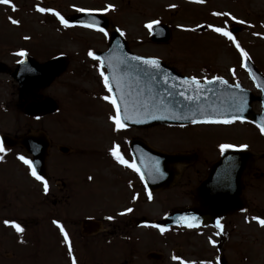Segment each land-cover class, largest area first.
Masks as SVG:
<instances>
[{
  "label": "rangeland",
  "instance_id": "rangeland-1",
  "mask_svg": "<svg viewBox=\"0 0 264 264\" xmlns=\"http://www.w3.org/2000/svg\"><path fill=\"white\" fill-rule=\"evenodd\" d=\"M10 3L15 11L0 5V64L13 70L20 59L17 53L23 52L38 63L62 55L66 58V68L48 87L38 91L42 97L54 100L58 111L37 120L29 119L21 107L16 106L18 86L9 74L0 73V131L9 136L27 131L46 135L51 145L48 171L54 191L64 182L66 190L83 192L71 199L75 212L84 209L83 199L87 206L104 207L111 205L107 198L114 201L109 197L113 191L145 192L138 187L136 174L132 179L129 168L118 164L112 156L105 160L104 150L112 149L115 143L121 145L125 136H139L156 150L186 151L196 156L189 167L179 168V176L168 189L148 193L147 203L138 201L139 209L133 214L135 219L143 216L159 219L171 209L189 205L192 190L204 179L210 164L217 160L221 145H228L227 148L237 145L254 153H264V139L253 126L243 122L199 124L183 129L157 126L142 131H114L115 125L109 117L115 113L111 104L102 99L108 96V91L103 87L101 70L86 59L84 53L87 49L105 46L106 36L77 26L64 27L52 15L55 12L63 18L77 13V8L81 9L79 12L103 13L110 28L124 34L133 52L157 58L197 80L222 77L251 90L253 85L241 64L244 57L249 56L264 75V0H208L203 4L186 0H10ZM37 7L45 11L37 12ZM11 19L18 23L13 25ZM153 22L169 29L167 43L149 41L150 28L145 25ZM233 26L241 29L232 37L235 44L212 31L215 27L228 32ZM59 147L68 148V152L60 153ZM119 155L125 161L132 160L121 152ZM255 164L259 172L244 181L246 197L264 199V178L259 177L260 173L264 174V159H257ZM22 165L11 163L9 159L5 165H0V184L17 178L26 180ZM51 201L52 198L46 201L40 193L11 188L7 196L0 195V208L7 207L8 212H13L26 224L32 219L30 234L43 235L51 229ZM258 205L264 206V201L260 199ZM55 212H58L56 207ZM241 217L232 216L224 221H229V233L225 232L222 241L217 238L215 228L171 229L166 233L135 228L131 248L98 242L81 247L69 260L63 254L67 249L62 248L59 240L51 241L56 237L49 234L51 238L48 235V239L29 238L25 244L3 243L0 264H72L73 260L76 264H217L220 257L215 247L217 243L227 264H264L263 226L245 224ZM73 221L77 225L81 223L79 217ZM150 253L160 258L150 259Z\"/></svg>",
  "mask_w": 264,
  "mask_h": 264
},
{
  "label": "water",
  "instance_id": "water-1",
  "mask_svg": "<svg viewBox=\"0 0 264 264\" xmlns=\"http://www.w3.org/2000/svg\"><path fill=\"white\" fill-rule=\"evenodd\" d=\"M202 1V0H200ZM70 23L89 24L94 27H107V21L102 16L81 14L65 19ZM163 29V34H160ZM169 33L165 27L155 24L152 28L151 41L165 43ZM109 49L100 56L101 64L107 70L106 77L110 86V95L117 102L119 116L123 117L127 110L129 119H121L126 127L142 129L153 125L184 126L203 123L204 121L223 119H244L255 123L259 129L264 127V77L253 67L249 60L244 64L245 70L255 87L261 91V96H254L239 84L230 85L223 79H214L192 84L190 78L177 74L173 69L157 61L158 68L153 69L140 63V60H153L131 54L126 49V43L121 35L114 31L110 34ZM138 57L133 61L130 57ZM109 64L112 68L109 69ZM64 70L63 57L54 58L44 64H38L28 57L17 65L12 77L18 83L19 92L26 98L24 112L28 115L42 116L56 111V103L50 98L39 102L28 101L30 96L44 88ZM115 78L116 83L113 82ZM220 81H223L221 83ZM120 91H117V84ZM190 96L191 100L185 99ZM124 100V103H120ZM261 104L260 114L251 110L253 102ZM243 110H239L240 103ZM152 116L163 117L153 119ZM139 121V122H134ZM6 140V139H5ZM23 148L32 155V168L38 175H45L44 159L46 157L47 141L43 135L37 137L24 136L20 139ZM62 152L66 149L61 148ZM130 151L135 162L141 169L144 182L148 189L167 187L172 181L171 164L180 160V155H170L156 152L148 148L140 140H134ZM252 154L249 152L227 151L212 165L208 177L196 189L199 208L176 210L163 220L156 222L158 229H168L169 226L193 227L199 223H214L220 216L241 208L239 199L241 193V176L249 168ZM158 168L159 171H155ZM141 222L149 224L148 221ZM219 264H225L223 260Z\"/></svg>",
  "mask_w": 264,
  "mask_h": 264
},
{
  "label": "flooded vegetation",
  "instance_id": "flooded-vegetation-1",
  "mask_svg": "<svg viewBox=\"0 0 264 264\" xmlns=\"http://www.w3.org/2000/svg\"><path fill=\"white\" fill-rule=\"evenodd\" d=\"M107 50L106 46H103L102 48H96L94 50H88L85 52L86 59H89L93 65H96L101 72L105 73L103 68L100 66V63L97 60H93L88 56L89 52H92L94 56H96L98 53H103ZM17 107H20V101H18ZM2 126L0 125V128ZM1 132V131H0ZM11 138H16L17 134H14L10 136ZM4 153L10 152L15 153L13 157L3 158L0 157V165H5V161L9 159L11 163H16L20 160L17 159L19 155L27 156L25 152L20 148V146H15L13 148H9L6 146H3ZM16 150L18 152H16ZM51 150V146L49 148V151ZM126 151V150H125ZM1 154V152H0ZM48 158L46 160V165L48 168V161L50 159V153L48 154ZM28 157V156H27ZM25 157V159L28 160V158ZM187 167V166H186ZM257 169L253 167L252 172L250 173V177L256 176ZM25 172H29V169H25ZM25 179L24 181L20 179H16L13 182L4 183V185L0 184V195L7 196L8 191H10L11 188H20V190L25 191L27 190L30 193H40L44 199L52 198L51 206L52 210L50 211V215L52 216L50 218V226L51 229L48 230V232H45L43 235L42 233H39L41 237L48 239L46 235L50 237L49 234L56 238H51V241L55 240H62V235L59 232V229L56 227V225L53 223V221L57 222L60 226L64 224V226H67L71 228L64 229L65 235L68 236V243H72L75 247L77 245V248L74 249V251L79 250L81 247H86L88 245L92 244H98V242H104L106 244L111 245H130L131 242L134 240V231H135V224H134V212H135V197L131 193H127L118 190V192L113 191V195H105L106 197H111L114 201H111L109 198H107V201L111 205H105L104 207H100V205L95 206H87L85 200L84 201V209L75 212L74 208L71 205V199L73 197L80 196L83 192L78 191H68L66 190V185L64 182H61V186L57 187V191H54V183L52 182V176L48 173L46 179H42L47 185H48V191L45 193L43 191V185L37 181L35 178L31 179L29 175L24 174ZM262 176V175H259ZM121 179V178H120ZM2 180H0L1 182ZM125 186L128 188V185L125 184ZM247 188V185H246ZM16 192V191H15ZM36 198V197H35ZM192 198V195H191ZM37 199V198H36ZM245 204H246V210L251 207L252 214H256L259 219H262L264 217V206L258 205V202L264 201L262 197L255 196V197H246L245 194ZM80 201V200H79ZM121 203H120V202ZM120 203V204H119ZM145 203V199L143 198V202ZM252 203L253 205H250ZM20 204V203H19ZM189 205L195 206V203L191 200V203ZM55 207L58 209V212H55ZM139 207V205H137ZM127 209H132V211L128 212ZM89 213L90 216L86 217L83 216L84 214ZM120 213H125L124 215H120ZM0 245L3 243L5 244H15L17 243L23 236H27L30 238L35 237L36 235L30 234L32 232L33 225L32 219H30V223L26 224L23 220L19 219L15 215H13V212H8L7 207H1L0 208ZM80 220V224L77 225L73 219L78 218ZM111 219H108V218ZM87 218H89V221H86ZM67 219V221L65 220ZM97 222L98 225H96L94 228L90 225L91 222ZM7 222V223H5ZM25 225H24V224ZM12 224L17 225L21 231L17 233L15 229L12 227ZM67 224V225H66ZM73 226V227H72ZM77 237L80 239L79 241H76L74 238ZM58 238V239H57ZM85 240V243L84 241ZM90 242H86V241ZM101 240V241H98ZM94 241V242H92ZM81 242L83 244H81ZM124 249V248H123ZM126 250V249H125ZM128 253V250H126ZM66 252V251H65Z\"/></svg>",
  "mask_w": 264,
  "mask_h": 264
},
{
  "label": "snow or ice",
  "instance_id": "snow-or-ice-1",
  "mask_svg": "<svg viewBox=\"0 0 264 264\" xmlns=\"http://www.w3.org/2000/svg\"><path fill=\"white\" fill-rule=\"evenodd\" d=\"M195 2H200V0H195ZM0 5H7L8 7H12V10L15 11L16 9L14 8V6L10 3V0H0ZM37 12H41L43 13L45 11V9L43 8H40V7H37L35 9ZM76 11H81V9L77 8ZM52 15L56 16V18L60 21L61 25H63L64 27H68L69 25L65 23L64 19H62L61 17H59L55 12L52 13ZM213 15H217L216 13H213ZM223 15H228L227 13H224ZM231 19V17H229ZM13 25L17 24L18 21H16L15 19H11L10 21ZM237 23H241V21H236ZM82 27H85V28H92L94 27L93 25H89V24H85V25H82ZM145 27L147 28H151L152 27V24H148V25H145ZM95 31L97 32H100V33H103L105 36L108 35L107 32L104 31L103 28H95ZM212 31L221 35V36H224V37H227L233 44H235L236 42L232 39V36L227 32V31H222L220 28H212ZM121 35H124L123 33H121ZM25 39H27V37H25ZM239 50V48H238ZM17 55L19 56H23L24 53L23 52H20V53H17ZM241 57L244 56V53L241 52L240 53ZM88 56L93 59V60H97L99 59V57H96L93 55L92 52H89L88 53ZM131 60L133 61H136L138 60L139 58L138 57H130ZM140 63L143 64V65H147L148 67L150 68H153V69H157L158 68V64L155 60H140ZM112 68V65L109 64V69ZM100 76H101V80L103 82V87L106 91L110 90V86H109V83H108V78L104 76V73L103 72H100ZM215 79V78H214ZM113 82L116 83V80L115 78H113ZM221 83H223V81H220ZM192 84L196 85L197 89H199V85L196 84V81L195 80H192ZM117 91L119 92L120 91V85L119 83L117 84ZM180 95L182 96H185V93L181 92ZM102 99L106 100L109 104H111V107L112 109L117 113L116 116H110L109 119L112 121V123L115 125L114 127V131H120L121 129L124 128V124L121 123V119L123 120H128L129 119V116H128V113H127V110H125V114L123 117H120L119 116V107H118V104L117 102L114 100V99H111L110 97L108 96H104L102 97ZM185 99H188V100H191V97L190 96H185ZM120 103H124V100H121ZM239 110H243V103L241 102L240 105H239ZM151 118L153 119H160V118H163V117H157V116H152ZM134 122H139V121H134ZM197 121H193V123H196ZM232 121L231 120H211V121H204V123H222V124H229L231 123ZM260 131H261V134L264 135V127H261L260 128ZM228 147V145H221V151L223 152L226 148ZM4 149L2 147H0V152H3ZM110 155L113 157V159L116 160V162L118 164H121L127 168H130L132 169V171L134 172H137L138 173V170L135 168L134 165L132 164H128L126 163V161L119 155V152H118V148L116 145H113L112 146V149L110 151ZM18 160H20L24 165H27L29 170H30V175H32L37 181H39L42 185H43V191L45 193H47L48 191V185L41 179L40 176H38L36 174L35 171L31 170L32 169V165L31 163L25 159L23 156H18L17 157ZM155 171H159L158 168H155ZM135 199V198H134ZM126 211L130 212L132 211V209H127ZM125 213H120V215H124ZM108 219H111L110 217ZM7 223V222H5ZM53 223L56 225V227L58 229H60V233L61 235L63 236L64 238V242L65 244L68 243V237L67 235H65L64 233V229L55 221H53ZM257 223L260 224L261 226H264V220H257ZM12 227L15 229V231L17 233H19L21 231V229L15 225V224H12ZM153 227H155V225H153ZM161 231H163V229H161ZM69 255H71V251L69 250ZM72 264H76V262L73 260L72 261Z\"/></svg>",
  "mask_w": 264,
  "mask_h": 264
}]
</instances>
